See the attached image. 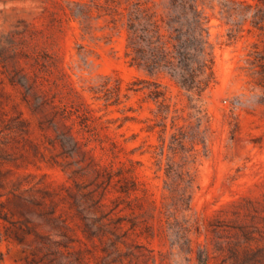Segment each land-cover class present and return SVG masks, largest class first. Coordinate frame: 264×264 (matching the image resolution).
<instances>
[{
    "label": "rangeland",
    "instance_id": "obj_1",
    "mask_svg": "<svg viewBox=\"0 0 264 264\" xmlns=\"http://www.w3.org/2000/svg\"><path fill=\"white\" fill-rule=\"evenodd\" d=\"M70 1L0 0V201L23 192L38 232L0 236V264H264V81L245 62L264 36L227 15L255 0L207 1L200 95L130 65L122 31L83 33Z\"/></svg>",
    "mask_w": 264,
    "mask_h": 264
},
{
    "label": "trees",
    "instance_id": "obj_2",
    "mask_svg": "<svg viewBox=\"0 0 264 264\" xmlns=\"http://www.w3.org/2000/svg\"><path fill=\"white\" fill-rule=\"evenodd\" d=\"M207 1L162 0L159 9L158 4H150L148 0H76L70 1L69 13L83 33L106 28L108 31L99 37L110 40L114 32L122 31L124 56L130 65L149 75L165 73L185 92L200 95L212 77ZM227 11L228 17L235 14L242 20L249 19L264 36V0H255L241 8L228 6ZM247 55V68L260 74L259 79L264 81V49L254 42ZM167 167L170 169L166 173L170 174L173 169ZM8 173V169L0 167V186ZM12 185L17 189L19 179L12 180ZM180 185L175 179L164 182L169 193L185 191L187 185L182 188ZM27 199L19 191L12 198L0 201V218L7 220L14 213L20 217L14 227H0V236L12 237L21 243L25 233H38L31 219L32 207L27 203L33 201Z\"/></svg>",
    "mask_w": 264,
    "mask_h": 264
}]
</instances>
